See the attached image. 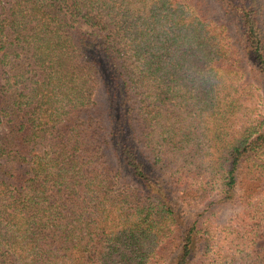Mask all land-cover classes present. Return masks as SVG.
Wrapping results in <instances>:
<instances>
[{"label": "trees", "instance_id": "trees-1", "mask_svg": "<svg viewBox=\"0 0 264 264\" xmlns=\"http://www.w3.org/2000/svg\"><path fill=\"white\" fill-rule=\"evenodd\" d=\"M257 8L0 0V264H190L194 209L264 202Z\"/></svg>", "mask_w": 264, "mask_h": 264}, {"label": "rangeland", "instance_id": "rangeland-1", "mask_svg": "<svg viewBox=\"0 0 264 264\" xmlns=\"http://www.w3.org/2000/svg\"><path fill=\"white\" fill-rule=\"evenodd\" d=\"M260 1L264 7V0ZM257 9L264 28V9L263 11ZM99 60V71L107 73L105 58L101 56ZM246 66L249 74L251 69L247 62ZM257 81L260 83L259 79ZM99 93L102 94L101 91ZM249 113L252 112L249 111ZM256 202L257 199L238 205L232 202L209 205L204 202L194 209L196 215L193 217L192 223L195 220H200L201 228H203L201 222L208 218L206 216L209 215L211 208H215L214 212H218L219 215L215 219L216 223L210 225L207 230L203 228L202 233L199 234V240L197 239L194 244V256L190 264H254L252 261L255 252L250 242L254 237L252 232H256L261 226L264 230V202L260 201L254 205Z\"/></svg>", "mask_w": 264, "mask_h": 264}]
</instances>
